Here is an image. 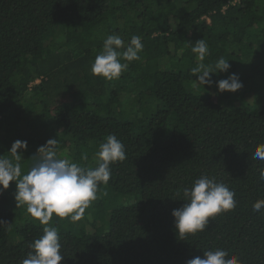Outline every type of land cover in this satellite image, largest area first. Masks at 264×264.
Wrapping results in <instances>:
<instances>
[{
	"label": "trees",
	"instance_id": "obj_1",
	"mask_svg": "<svg viewBox=\"0 0 264 264\" xmlns=\"http://www.w3.org/2000/svg\"><path fill=\"white\" fill-rule=\"evenodd\" d=\"M110 34L125 45L139 36L143 50L106 80L92 75L91 64ZM201 39L209 48L204 61L191 51ZM220 57L229 71L211 74V88H193L191 69ZM263 62L264 0H0V156L27 141L18 150L26 174L52 138L61 158L86 168L97 166L108 135L125 146L126 159L110 166L83 218L50 221L61 264H186L216 248L264 264V214L252 211L264 199L257 171L264 161L252 158L264 143ZM231 73L243 87L219 93L216 81ZM255 85L263 86L260 95ZM204 174L235 192L236 207L181 240L172 212L186 202L183 188ZM15 192L11 182L0 194L7 222L0 264H20L43 234L16 207Z\"/></svg>",
	"mask_w": 264,
	"mask_h": 264
},
{
	"label": "clouds",
	"instance_id": "obj_2",
	"mask_svg": "<svg viewBox=\"0 0 264 264\" xmlns=\"http://www.w3.org/2000/svg\"><path fill=\"white\" fill-rule=\"evenodd\" d=\"M124 49L123 51H120ZM143 50L141 37L133 35L125 45L119 34L107 35L103 41L102 51L91 64L93 76L106 80L119 78L129 67V63L140 59ZM199 61L209 55V48L204 39L194 43L191 49ZM124 61V62H122ZM230 63L220 57L214 64L199 63L191 69L197 77L192 87L202 85L211 88V74L228 72ZM219 93H235L243 87L239 76L231 73L226 79L216 81ZM58 140L49 139L37 149L31 158L33 164L26 174H22L20 161L22 155L18 150L27 149V141L16 140L11 145L10 158L0 156V194L15 182L14 200L16 207H24L26 213L43 225V234L30 243V251L20 264H61V238L57 227L50 221L53 216L69 222L80 221L91 202L98 198L100 185H107L111 178V165L126 159L123 143L115 136L108 135L95 153L97 166L82 167L67 158L58 155ZM254 160L264 161V143L259 144L252 155ZM81 159L88 160L87 154ZM259 180L264 181V166L257 169ZM107 195V193H103ZM180 196L181 193L177 192ZM235 192L222 181L204 174L196 179L192 186L182 190V207L172 212L177 234L183 240L189 235L205 231L208 223L216 216L235 209ZM264 199H258L252 205L254 213L264 214ZM7 222L0 220V226ZM186 264H243L237 255L216 248L203 251V257L196 256Z\"/></svg>",
	"mask_w": 264,
	"mask_h": 264
},
{
	"label": "rangeland",
	"instance_id": "obj_3",
	"mask_svg": "<svg viewBox=\"0 0 264 264\" xmlns=\"http://www.w3.org/2000/svg\"><path fill=\"white\" fill-rule=\"evenodd\" d=\"M264 63V62H263ZM245 65L246 66H248V65H250V63L248 62V61H246L245 62ZM238 70H242L241 68H237ZM255 88H256V90L253 92V93H255L256 95H260V93H262V89H263V86L261 87V86H257V85H255ZM258 90V91H257ZM263 91H264V89H263ZM247 96H245L244 98H246ZM254 99V98H253ZM248 102V101H247Z\"/></svg>",
	"mask_w": 264,
	"mask_h": 264
}]
</instances>
